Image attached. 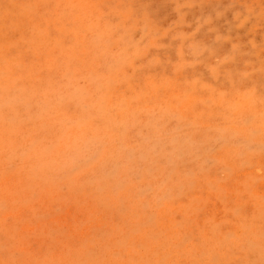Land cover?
Segmentation results:
<instances>
[{
  "label": "rangeland",
  "instance_id": "1",
  "mask_svg": "<svg viewBox=\"0 0 264 264\" xmlns=\"http://www.w3.org/2000/svg\"><path fill=\"white\" fill-rule=\"evenodd\" d=\"M0 264H264V0H0Z\"/></svg>",
  "mask_w": 264,
  "mask_h": 264
}]
</instances>
